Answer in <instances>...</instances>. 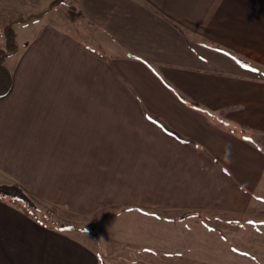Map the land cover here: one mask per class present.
Returning a JSON list of instances; mask_svg holds the SVG:
<instances>
[{
    "label": "crops",
    "instance_id": "0c3cea01",
    "mask_svg": "<svg viewBox=\"0 0 264 264\" xmlns=\"http://www.w3.org/2000/svg\"><path fill=\"white\" fill-rule=\"evenodd\" d=\"M37 6L0 0V46L8 18H28L6 60L0 182L76 215L145 211L158 241L165 220L264 199V0ZM39 210L0 194V264L134 262Z\"/></svg>",
    "mask_w": 264,
    "mask_h": 264
},
{
    "label": "rangeland",
    "instance_id": "374dc122",
    "mask_svg": "<svg viewBox=\"0 0 264 264\" xmlns=\"http://www.w3.org/2000/svg\"><path fill=\"white\" fill-rule=\"evenodd\" d=\"M43 2L44 0H37L39 7L37 6L36 14ZM11 8L16 9V4ZM28 15L31 17L30 13ZM8 19L9 21L5 22L6 26L16 22L12 21V18ZM17 24L14 23L15 31ZM0 184L6 189L9 187L13 193L17 191L15 188L18 185H13L8 180ZM261 190L264 195V189ZM21 194H25L23 195L25 200L16 198L17 194L7 197L16 201V204L28 208L35 207L37 210L43 208L42 213L39 210L41 214L39 217L45 221H50L52 217V222H68L76 226L72 227L75 230H86L89 236L105 240L107 245H110L104 246L105 254L126 257L134 261L123 263L117 258L116 262L110 264H264V199L252 203L243 214L190 213L186 215L189 219L184 225L165 220V225L162 224L160 227L162 231L154 233L163 237L158 241L156 236L149 239L145 237L153 224L149 219L150 215L145 211L124 207L112 210L104 208L94 214L82 216L54 207L27 192ZM109 221L113 224L109 225ZM146 246L147 250L148 247L152 249L146 252ZM151 250L164 252L153 256ZM143 259L148 262H142ZM137 260L140 262L136 263Z\"/></svg>",
    "mask_w": 264,
    "mask_h": 264
},
{
    "label": "trees",
    "instance_id": "16d2710c",
    "mask_svg": "<svg viewBox=\"0 0 264 264\" xmlns=\"http://www.w3.org/2000/svg\"><path fill=\"white\" fill-rule=\"evenodd\" d=\"M27 20L28 18H20L16 22H12L3 28L4 46H0V99L10 93L14 84V73L6 64L7 58L13 55L18 49L17 33L14 29V23H24L27 22ZM7 188L9 189V187ZM8 189L1 186L0 194H2V196H12L15 194L13 191H10L11 189ZM15 189L17 190L16 198H23L25 194L21 193H25L24 190L19 186ZM23 200H25V197Z\"/></svg>",
    "mask_w": 264,
    "mask_h": 264
}]
</instances>
